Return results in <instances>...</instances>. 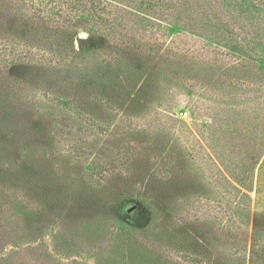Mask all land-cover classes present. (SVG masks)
<instances>
[{
  "label": "rangeland",
  "instance_id": "1",
  "mask_svg": "<svg viewBox=\"0 0 264 264\" xmlns=\"http://www.w3.org/2000/svg\"><path fill=\"white\" fill-rule=\"evenodd\" d=\"M89 19L48 42L59 62L12 64L0 44V264H264L261 164L243 195L202 138L200 108L230 100L222 67L192 57L209 49L198 30L156 25L163 45L145 55Z\"/></svg>",
  "mask_w": 264,
  "mask_h": 264
},
{
  "label": "trees",
  "instance_id": "2",
  "mask_svg": "<svg viewBox=\"0 0 264 264\" xmlns=\"http://www.w3.org/2000/svg\"><path fill=\"white\" fill-rule=\"evenodd\" d=\"M237 6L227 0H0L6 34L0 30V44L4 45L2 50L11 49L12 64L47 65L59 62L63 56L48 42L55 44L54 36L63 27V34H59L70 38L73 31L67 28L89 18L107 28L105 36L114 47L145 55L163 45V33L156 25L168 28L173 34L187 30L184 27L187 25L198 30L194 33L202 37L209 49L208 53L192 57L222 67L224 75L217 94L230 100V106L219 113H209L208 104L200 108L202 138L207 143L219 142L220 172L243 195H246L244 189H253L255 171L261 164L258 179L261 197L264 187L261 147L264 138V0H241ZM129 15L136 18L130 19ZM122 19L126 21L125 33L115 31ZM163 20L167 22L162 23ZM258 48L263 51L262 56ZM216 51L219 52L210 56ZM3 59L11 62L8 57L3 56ZM251 69L258 71L256 75L260 80L239 76ZM233 73L238 77L230 75ZM69 103H77V99ZM106 170L107 166L96 163L92 175L104 177Z\"/></svg>",
  "mask_w": 264,
  "mask_h": 264
},
{
  "label": "built area",
  "instance_id": "3",
  "mask_svg": "<svg viewBox=\"0 0 264 264\" xmlns=\"http://www.w3.org/2000/svg\"><path fill=\"white\" fill-rule=\"evenodd\" d=\"M179 115H181V116H183V117H188V112L182 110V111L179 112Z\"/></svg>",
  "mask_w": 264,
  "mask_h": 264
},
{
  "label": "water",
  "instance_id": "4",
  "mask_svg": "<svg viewBox=\"0 0 264 264\" xmlns=\"http://www.w3.org/2000/svg\"><path fill=\"white\" fill-rule=\"evenodd\" d=\"M87 42L85 40H81L80 41V44L83 45V44H86Z\"/></svg>",
  "mask_w": 264,
  "mask_h": 264
}]
</instances>
